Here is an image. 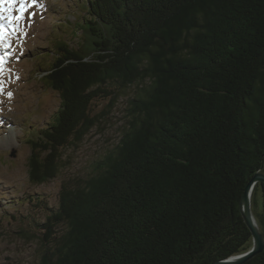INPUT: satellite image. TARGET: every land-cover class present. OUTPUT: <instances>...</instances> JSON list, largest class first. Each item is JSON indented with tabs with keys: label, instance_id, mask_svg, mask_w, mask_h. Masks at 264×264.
Wrapping results in <instances>:
<instances>
[{
	"label": "trees",
	"instance_id": "16d2710c",
	"mask_svg": "<svg viewBox=\"0 0 264 264\" xmlns=\"http://www.w3.org/2000/svg\"><path fill=\"white\" fill-rule=\"evenodd\" d=\"M80 7L64 29L77 46L56 38L40 67L60 106L27 133L29 182L59 176L97 126V99L140 89L116 147L47 209L37 264H213L249 251L241 200L264 168V0ZM252 206L264 234V183ZM246 264H264V250Z\"/></svg>",
	"mask_w": 264,
	"mask_h": 264
},
{
	"label": "rangeland",
	"instance_id": "374dc122",
	"mask_svg": "<svg viewBox=\"0 0 264 264\" xmlns=\"http://www.w3.org/2000/svg\"><path fill=\"white\" fill-rule=\"evenodd\" d=\"M28 3L24 20L15 31L7 20L0 21L10 44L7 48L0 45V57L5 61L0 75V264L40 261L44 231L38 225L45 223L47 209L57 208L65 181L87 179L97 162L116 147L128 127L131 101L140 89L133 86L116 97L97 99L92 105L93 116L98 118L95 129L79 146L65 151L63 170L52 183L32 185L28 179L27 133L47 125L60 106L58 95L44 86L40 67L48 64L49 44L56 38H68L73 47L77 46L79 39L64 35V31L68 23L75 26L84 16L80 6L85 0ZM254 210L262 211L260 194Z\"/></svg>",
	"mask_w": 264,
	"mask_h": 264
},
{
	"label": "water",
	"instance_id": "95a60500",
	"mask_svg": "<svg viewBox=\"0 0 264 264\" xmlns=\"http://www.w3.org/2000/svg\"><path fill=\"white\" fill-rule=\"evenodd\" d=\"M263 169V167H262ZM257 171L246 186L241 200V213L252 234V248L240 255L232 256L213 264H246L264 250V234L261 233L252 209V194L257 184L264 183V172Z\"/></svg>",
	"mask_w": 264,
	"mask_h": 264
},
{
	"label": "snow or ice",
	"instance_id": "6c2138e0",
	"mask_svg": "<svg viewBox=\"0 0 264 264\" xmlns=\"http://www.w3.org/2000/svg\"><path fill=\"white\" fill-rule=\"evenodd\" d=\"M32 4H35V0H32ZM28 0H0V21L7 20L9 25L16 30V25L24 20V14L27 12L29 7ZM14 12H18V15H14ZM5 28L2 23H0V45L4 47H10L7 42V36L5 35ZM5 61L3 57H0V75H3ZM3 91L2 82H0V92ZM9 98H11V93H8Z\"/></svg>",
	"mask_w": 264,
	"mask_h": 264
}]
</instances>
